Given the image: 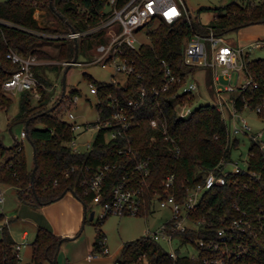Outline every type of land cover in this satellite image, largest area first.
Here are the masks:
<instances>
[{"label": "trees", "instance_id": "trees-1", "mask_svg": "<svg viewBox=\"0 0 264 264\" xmlns=\"http://www.w3.org/2000/svg\"><path fill=\"white\" fill-rule=\"evenodd\" d=\"M105 3L106 0H0V18L10 22L0 24V109L8 110L12 103V98L3 89V83L17 69V65L7 58L8 49L11 47L24 56L37 54L39 57H52L47 52L41 54L37 43L52 44L57 49L53 57L73 61L76 44L79 53L82 47L91 49L105 38L98 33L80 38L53 37L50 34L87 28L89 23L98 19ZM224 8L225 11L216 13L209 24H203L190 15H183L173 23L159 21L148 31V42L130 51L136 59V72L127 75L124 85L112 81L98 82L85 73L90 84L99 87L96 107L101 116H107L108 111L113 110V96L122 99L137 97L140 88L149 91L153 86L160 85L163 59L181 76V81L156 96L149 94L134 111L136 122L125 136L106 140L105 133L111 128L103 127L97 130L90 149L83 152L71 150L69 142L74 136L72 124L54 114L50 105L51 82L38 71L42 65H35L33 69L40 82V96L34 101L32 91H21L19 111L8 122L9 130L16 123L24 124L26 137L35 151V160L28 161L22 142L14 139L6 145L0 135V183L15 187L20 201L38 206L50 203L70 190L83 202L84 223H87L94 219L90 220L89 215L95 205L92 203L94 191L84 181L100 165H111L103 182V200H110L114 186L125 178L142 191L141 215L151 212L156 194L165 196L163 180L168 174L175 175L171 192L179 201L183 200L190 186L203 181L208 171L222 174L219 168L221 161L231 160L232 150L238 148L240 142L235 135L231 136L220 111L209 103L195 106L188 116H181L178 111L195 100L194 93L180 92L181 83L202 70L199 66L185 64L186 40L195 33L207 35L212 30L217 35H223L250 24L264 23V0L232 1ZM37 9L53 15L59 27L41 26L34 16ZM244 60L246 71L257 86L247 87L238 94L235 105L240 111L244 99L252 109L264 101V57L253 59L246 53ZM137 73L141 75L137 76ZM259 115L264 117V110ZM153 119L157 120V127L152 126ZM164 129L167 134H164ZM170 137L175 141H171ZM147 160L149 173L143 177L141 170L135 167L138 162ZM246 163L243 171L224 174L225 184L213 186L201 195L196 209L189 215L196 225L185 232H176V235L183 242L190 239L198 247V239H216L217 230L221 227L228 231L231 219H248L253 232L234 231L233 239L227 243L229 260L232 264H264V148L253 140ZM35 165L32 182L31 172ZM4 216L0 212V221ZM106 216L96 220L93 253L101 254L106 247V235L101 228ZM59 243L60 238L49 229L37 226L30 242L31 260L27 264H55L53 260ZM15 245L8 225L4 224L0 235V264L19 263L20 255ZM176 251V257H172L160 241L150 235H142L124 241L112 264L116 261L119 264L197 262L187 255H180L179 249ZM215 252L203 250L201 254Z\"/></svg>", "mask_w": 264, "mask_h": 264}, {"label": "built area", "instance_id": "built-area-1", "mask_svg": "<svg viewBox=\"0 0 264 264\" xmlns=\"http://www.w3.org/2000/svg\"><path fill=\"white\" fill-rule=\"evenodd\" d=\"M184 0H106L105 5L99 11L98 19L93 23H89L87 28L81 30L72 29L67 33L52 34L51 36L80 38L87 35L98 33L105 40L99 42L91 49L94 50V58L92 61L109 63L113 66L116 72L132 74L136 72V59L130 55L131 50H137L142 42L138 37L139 33L147 28L148 31L161 20L167 23H173L181 18L184 14L182 5ZM0 24H10V22L0 18ZM206 40H210L211 58H209V50L206 45ZM260 40L256 38L255 45L259 44ZM252 44V42L250 43ZM249 44V45H250ZM245 46L235 45L233 41L225 38L224 35H217L212 30L207 35L198 33L193 34L186 40L184 47V62L188 66H199L204 70L209 68L212 82V91L214 103L220 111L222 117L233 120L234 135L240 132L250 130V126L243 116L238 115L240 110L236 108V97L247 87H256L257 83L252 80V77L245 68ZM7 58L17 65V69L3 83V89L11 94L24 90L32 91L34 97L38 98L39 80L34 73L33 67L38 64L35 56H24L13 48L7 51ZM63 64H82L77 59L74 61H64ZM160 72L162 74V83L158 86H153L149 91L144 87L140 88L137 97L122 99L118 96H113V110L108 111L107 116L99 114L97 121L93 124L99 130L103 127L111 128L105 133V139L109 140L116 136H125L127 130L135 124L134 111L142 104L144 99L149 95H158L161 92L168 90L172 84L181 81V76L177 75L172 67L163 59L161 60ZM234 73L237 74L236 82L233 84ZM137 73V76H140ZM248 79L247 82L242 81V76ZM196 76V75H195ZM195 76L187 78L180 85V92L194 93L199 88V81ZM112 82H117L114 79ZM90 90L93 93L99 94V87L96 84H90ZM77 94L73 97V102H76ZM243 108L249 107L248 101L243 100ZM257 113L264 110V101L257 104L253 108ZM182 113H189L191 108L181 109ZM153 127L158 126L157 120H151ZM89 124H86V128ZM80 125L73 123L72 130L73 138L69 145L73 152H83L90 149L92 141H87L83 144L85 148H80V143L77 141V134L80 130ZM167 134V130H163ZM263 130L251 134V139L257 142L261 148H264ZM22 138L26 137L25 130L21 131ZM153 139V137H152ZM171 141H175L170 137ZM131 151V149H129ZM123 151L121 150L120 153ZM248 158V157H247ZM241 165L238 162L221 161L219 168L222 174H216L213 170L208 171L202 182H198L187 189L186 195L182 201L176 198V194L171 192L175 175L168 174L163 180L165 196L156 194L153 197V203L157 200L161 206L169 207L171 216L159 227L158 230L146 232L145 235H150L157 241L166 240L169 244L174 238H178L181 244L190 246L194 249L193 253H182L178 247L168 250L172 257H176L177 249L179 254L187 255L190 258L197 260L195 264H232L229 260L230 249L228 241L233 239L234 231L245 233L252 230V223L248 219L233 218L229 221L228 231L221 227L217 230V238L198 239L196 247L189 239L186 242L176 235V232H185L188 228L194 227L196 224L190 219V213L196 209L201 195L216 185L226 183L225 175L229 172L238 173L246 168V161ZM148 160L140 161L136 165L137 170H141L143 177L148 175L149 167ZM227 165L231 167L227 169ZM111 168L110 164H103L93 173V175L85 180L88 188L94 191L92 203L100 207L98 217H103L109 214H142V191L130 184L125 178L113 188V197L110 200H103V182L107 170ZM4 189L0 183V209L4 202ZM1 212V211H0ZM4 224H8V218L5 215L0 221V235ZM21 243H16L15 248L19 251ZM217 252L211 254H201L202 251ZM105 247L103 253H107ZM91 257V255H89ZM114 264H119L117 261ZM235 264V263H233Z\"/></svg>", "mask_w": 264, "mask_h": 264}, {"label": "rangeland", "instance_id": "rangeland-1", "mask_svg": "<svg viewBox=\"0 0 264 264\" xmlns=\"http://www.w3.org/2000/svg\"><path fill=\"white\" fill-rule=\"evenodd\" d=\"M182 11L184 15H190L192 18L199 20L203 24H209L213 21L216 13H223L225 11L224 6L232 1L243 2L247 0H184ZM262 1V0H255ZM41 26L56 28L59 27L58 20L45 10L37 9L34 13ZM147 28L143 29L138 37L142 42H148L149 38L146 35ZM226 39L234 42L235 45H244L245 53L250 58L264 57V40H260L258 45H255V41L252 44L245 45L243 42L246 39L251 38L253 35H259V39L264 38V23H256L244 26L238 30H231L223 34ZM206 45L209 50V58H211L210 52V40H206ZM251 43V42H250ZM37 47L41 50V54L45 55V52L51 55L57 53V49L52 44H40L37 43ZM38 60V71L47 78L51 84L52 98L50 105L54 108V114L73 124H79L80 130L77 134V141L80 143V148H85L83 144L87 141H92L97 133L95 125H93L98 119V110L96 104L98 102V96L96 93L91 92L90 82L88 81L85 73L90 75L96 81L110 82L115 80L121 85L126 84L127 74L122 72H116L113 66L109 63L92 61L94 58V50L84 46L78 53V61L82 64H73L67 67V64H63V61L57 57H39L37 54H32ZM209 68L200 70L196 73L195 79L199 83V88L194 92L195 100L189 107L191 110L199 104H212L214 103L211 75L208 74ZM65 77V88L63 89V76ZM237 74L234 73L233 84L236 82ZM242 76V75H241ZM210 80V84L208 81ZM242 81L247 82L248 79L242 76ZM5 91V90H4ZM6 92V91H5ZM21 92L9 93L8 96L12 98V103L8 110L0 109V135L3 142L6 145H10L14 139L22 142L25 154L29 162L33 160V146L27 139L22 138L21 131L24 130L23 123H16L12 125L9 130L8 122L19 111V98ZM74 94H77L78 98L76 102H73ZM37 99L34 97V101ZM188 105L179 109L178 113L181 116H188L189 113H182V108H187ZM238 115L243 116L250 126V130L243 131L235 135L239 139V147L234 148L231 153V160L243 164L248 157L249 146L252 142L251 134L260 130L264 131V117L260 116L254 109L245 107L241 111L237 112ZM228 128L231 131V136L234 137L233 120L226 119ZM86 124H89L86 128ZM264 140V133L263 138ZM227 165V169L230 168ZM4 189L5 199L2 204V209L6 215L12 218L8 223L9 232L14 236L16 241L21 242V233L23 229H28L30 232L28 240H22L25 242L20 250L21 258L18 264H26L31 260L28 252H31L30 239L34 238L36 227L33 228L31 221V206L26 202H22L18 199L15 187L7 184H2ZM94 219L85 223L82 236L87 241L92 242L96 234V220L100 213V207L95 205ZM171 212L169 207H163L155 200L151 212L147 215L140 214H109L105 217L101 224V228L106 235L105 243L108 248V254L113 255L118 251L122 242L126 240H132L146 232L158 230L159 227L170 218ZM9 219V218H8ZM161 244L167 249L171 250L178 247L182 253H193L194 249L190 246L181 244L178 238H174L169 244L166 240H161ZM93 246V243H92ZM108 254H102L103 256ZM58 260V258H57ZM43 264H48L44 262ZM58 264V263H57ZM147 264V263H144Z\"/></svg>", "mask_w": 264, "mask_h": 264}, {"label": "crops", "instance_id": "crops-1", "mask_svg": "<svg viewBox=\"0 0 264 264\" xmlns=\"http://www.w3.org/2000/svg\"><path fill=\"white\" fill-rule=\"evenodd\" d=\"M51 35L52 34H50V36ZM258 36L259 35H253V37L251 38L256 39L259 38ZM255 39H246L243 43L245 45H249L250 42ZM27 204L32 207V217L30 222L32 223L33 228L37 226L45 227L49 229L53 234H55L58 238H60L58 247L59 249L56 257V259L58 258V264H112L115 257L119 254L123 242L121 243L118 251H116V253H114L113 255H109L108 252L105 253L108 254L105 256L102 255L104 253H93L92 243L94 239L89 243V241H87L86 238H83L82 236V232L85 226V206L83 202L79 198H77V196L72 191L69 190L65 192L60 198L40 206L33 203ZM0 211L6 215V213L2 209V206ZM7 218H9L10 221H8V223H10L12 218L8 216ZM29 234L30 232L28 231V229H23L21 233V242L16 241L14 236L12 234L11 235L16 243H21L22 247V245L25 244V242H22V240H28ZM31 241L32 239H30V242ZM21 247L19 249V255ZM28 254L29 256H31L30 250ZM89 255H91V257H89Z\"/></svg>", "mask_w": 264, "mask_h": 264}, {"label": "water", "instance_id": "water-1", "mask_svg": "<svg viewBox=\"0 0 264 264\" xmlns=\"http://www.w3.org/2000/svg\"><path fill=\"white\" fill-rule=\"evenodd\" d=\"M77 55H78V45L76 44V54H75V57H74V61L77 59ZM65 77H66V74H64L63 76V89L65 88ZM33 159L35 160V151L33 149ZM35 168H36V165L34 166L32 172H31V181L33 182V179H34V171H35ZM94 217V210H92L90 212V215H89V219H93ZM59 249V248H58ZM57 253H58V250L56 251L55 255H54V263L56 264L57 263V260H56V257H57Z\"/></svg>", "mask_w": 264, "mask_h": 264}]
</instances>
